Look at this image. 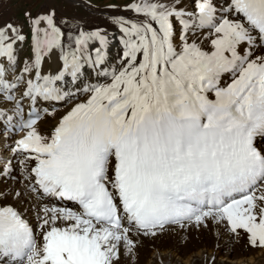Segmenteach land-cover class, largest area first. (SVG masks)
I'll use <instances>...</instances> for the list:
<instances>
[{
  "label": "snow or ice",
  "instance_id": "1",
  "mask_svg": "<svg viewBox=\"0 0 264 264\" xmlns=\"http://www.w3.org/2000/svg\"><path fill=\"white\" fill-rule=\"evenodd\" d=\"M108 7L0 27V264H138L189 226L264 249V0Z\"/></svg>",
  "mask_w": 264,
  "mask_h": 264
},
{
  "label": "bare ground",
  "instance_id": "2",
  "mask_svg": "<svg viewBox=\"0 0 264 264\" xmlns=\"http://www.w3.org/2000/svg\"><path fill=\"white\" fill-rule=\"evenodd\" d=\"M98 11L107 17L117 14L113 9L108 12L101 9ZM120 14L130 15L126 12ZM83 23L89 28L99 26L107 28L110 32L116 31L109 21L96 20ZM118 48V42H114L111 47L114 56ZM54 122L48 120L45 123ZM138 264H264V249L253 248L247 243L246 236L241 235L238 238L222 227L197 229L189 226L186 229L175 228L159 233L154 238L145 239L139 247Z\"/></svg>",
  "mask_w": 264,
  "mask_h": 264
},
{
  "label": "rangeland",
  "instance_id": "3",
  "mask_svg": "<svg viewBox=\"0 0 264 264\" xmlns=\"http://www.w3.org/2000/svg\"><path fill=\"white\" fill-rule=\"evenodd\" d=\"M127 2L128 0L121 2L119 0H0V27L9 22L14 25H24L25 12H31L35 15L38 11H46L49 7L57 9L58 18L60 16H75L82 23L96 20L106 22L108 17L98 11L99 9L108 12L112 10V8L108 9V5H122ZM89 5H91V8H89ZM23 31L27 34V27ZM27 48V44L20 47L19 57L22 58L26 55ZM110 53L114 56L111 48Z\"/></svg>",
  "mask_w": 264,
  "mask_h": 264
}]
</instances>
